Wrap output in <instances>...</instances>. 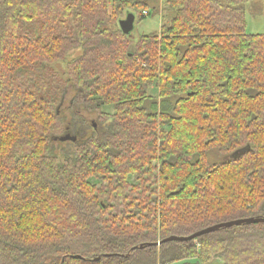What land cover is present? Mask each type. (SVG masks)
<instances>
[{
    "label": "trees",
    "instance_id": "16d2710c",
    "mask_svg": "<svg viewBox=\"0 0 264 264\" xmlns=\"http://www.w3.org/2000/svg\"><path fill=\"white\" fill-rule=\"evenodd\" d=\"M150 2L0 0V264H264V224L155 245L264 218V35L249 0H166L133 44ZM69 86L100 136L54 140Z\"/></svg>",
    "mask_w": 264,
    "mask_h": 264
},
{
    "label": "rangeland",
    "instance_id": "374dc122",
    "mask_svg": "<svg viewBox=\"0 0 264 264\" xmlns=\"http://www.w3.org/2000/svg\"><path fill=\"white\" fill-rule=\"evenodd\" d=\"M166 0H151L149 7L146 11L149 12L148 16H143L142 21L134 22V28L129 34V39L134 44L140 36H148L158 34L160 31L161 18L164 15ZM136 18L139 17V11L135 10ZM245 33L249 35H264V0H249L245 5ZM155 93V89L150 90ZM78 91L69 86L62 98L61 110L63 115L72 112L75 116L74 128L70 131V135L76 138L75 142H84L92 135L89 128L90 124H94L96 130L101 135L102 129L96 123V116L83 108L73 105V100L76 98ZM107 111L111 112L110 109ZM67 113V114H66ZM225 161V158L220 155L216 150L211 151L207 155V162L209 164H219Z\"/></svg>",
    "mask_w": 264,
    "mask_h": 264
},
{
    "label": "water",
    "instance_id": "95a60500",
    "mask_svg": "<svg viewBox=\"0 0 264 264\" xmlns=\"http://www.w3.org/2000/svg\"><path fill=\"white\" fill-rule=\"evenodd\" d=\"M134 21H135V17L134 14L132 13H127L125 16V19L120 20L118 22L119 28L122 32V34L124 35H129L131 33V31L134 28ZM55 141L58 142H66V141H71V142H75L76 138L66 134L57 138H54ZM253 224H264V218H247V219H238V220H233V221H229V222H224V223H220V224H216L214 226L205 228L199 232H196L190 236L187 237H176V236H171L168 237L166 239H164L163 241L155 244L157 246L163 244V243H169V242H188V241H192L198 237H201L203 235L206 234H210V233H214L220 229H227V228H232V227H238L241 225H253ZM139 249H142L143 246H139ZM79 259H81V257H78ZM100 259V257L96 258L94 261H98Z\"/></svg>",
    "mask_w": 264,
    "mask_h": 264
},
{
    "label": "built area",
    "instance_id": "2783aa9c",
    "mask_svg": "<svg viewBox=\"0 0 264 264\" xmlns=\"http://www.w3.org/2000/svg\"><path fill=\"white\" fill-rule=\"evenodd\" d=\"M142 15L145 17V16H148L149 15V12L148 11H143L142 12Z\"/></svg>",
    "mask_w": 264,
    "mask_h": 264
}]
</instances>
